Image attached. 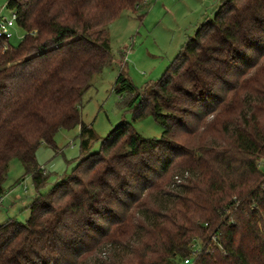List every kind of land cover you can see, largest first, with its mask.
<instances>
[{
  "label": "trees",
  "instance_id": "1",
  "mask_svg": "<svg viewBox=\"0 0 264 264\" xmlns=\"http://www.w3.org/2000/svg\"><path fill=\"white\" fill-rule=\"evenodd\" d=\"M144 1H6L24 34L0 38V197L12 158L36 195L0 224V264H264V0H219L143 93L119 74L160 138L122 122L39 192L37 148L76 124L89 145L81 101L112 61L108 25Z\"/></svg>",
  "mask_w": 264,
  "mask_h": 264
},
{
  "label": "rangeland",
  "instance_id": "2",
  "mask_svg": "<svg viewBox=\"0 0 264 264\" xmlns=\"http://www.w3.org/2000/svg\"><path fill=\"white\" fill-rule=\"evenodd\" d=\"M6 1L0 0V10L2 16L9 18L11 10L5 7ZM218 4L219 0H146L136 12L123 10L108 25L112 61L92 78L81 101L80 120L92 134L89 145L81 148L89 132L81 135L77 124L60 127L52 144L40 143L36 161L47 175L45 185L39 190L41 194L69 174L82 156L97 152L103 139L122 122L131 124L144 137L160 138L162 126L150 114L134 117V108L128 105L132 94L126 86L116 92V78L121 74L127 86L132 84L143 93L144 88L162 77L199 25L212 17ZM11 32L9 42L17 45L24 31L15 25ZM2 187L0 224L10 218L24 223L36 190L18 158L10 160Z\"/></svg>",
  "mask_w": 264,
  "mask_h": 264
},
{
  "label": "built area",
  "instance_id": "3",
  "mask_svg": "<svg viewBox=\"0 0 264 264\" xmlns=\"http://www.w3.org/2000/svg\"><path fill=\"white\" fill-rule=\"evenodd\" d=\"M6 7V5H5ZM2 9V8H1ZM16 25V14L11 10L10 17H4L1 15L0 10V38L10 39L12 37L11 29ZM184 264H192L189 259L184 260Z\"/></svg>",
  "mask_w": 264,
  "mask_h": 264
}]
</instances>
